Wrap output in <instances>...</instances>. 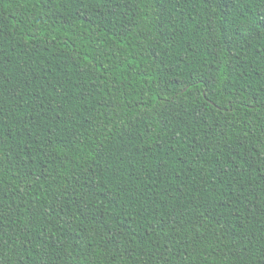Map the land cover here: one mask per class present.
<instances>
[{
    "label": "trees",
    "instance_id": "trees-1",
    "mask_svg": "<svg viewBox=\"0 0 264 264\" xmlns=\"http://www.w3.org/2000/svg\"><path fill=\"white\" fill-rule=\"evenodd\" d=\"M0 264H264V0H0Z\"/></svg>",
    "mask_w": 264,
    "mask_h": 264
}]
</instances>
